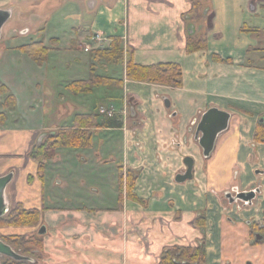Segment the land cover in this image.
I'll list each match as a JSON object with an SVG mask.
<instances>
[{
	"label": "crops",
	"instance_id": "1",
	"mask_svg": "<svg viewBox=\"0 0 264 264\" xmlns=\"http://www.w3.org/2000/svg\"><path fill=\"white\" fill-rule=\"evenodd\" d=\"M195 1L0 0V8L12 9L13 16L29 13L45 19L33 35L32 28H21L10 49L40 41L51 49L49 55L74 49L89 53L110 49L119 38L129 52L122 62L109 64L92 53L86 69L63 85H57L50 57L38 63L21 53L9 60L10 74L0 79L7 97L15 98L12 106L0 110L5 115L0 122V176L14 173L6 191L11 208L22 204L41 210L40 225L46 227L42 264H159L167 247H194L202 240L206 264H264V241H252L249 225L264 216V143L255 141L264 116V0H198L203 13L198 20L193 19ZM96 34L108 43L93 42ZM192 36L206 39L208 47L188 52ZM131 58L142 65L180 64L183 86L128 79L126 61ZM93 65L97 75L123 80L124 85L74 93L69 85L90 79ZM63 86L68 96L61 93L53 101L52 93ZM117 89L124 92L122 125L94 129L92 146L105 166L117 168L111 204L55 203L46 196L39 165L30 154L42 135L57 132L59 124L46 122L44 113L58 104L71 116L62 128L72 127L78 115L112 108ZM212 108L231 118L207 158L195 131ZM186 156L194 158V177L178 181L186 171ZM130 172L136 177L132 192L140 200L129 194ZM14 183L20 184L15 197L10 190ZM257 184L262 185L260 195L242 211L221 198L233 186L246 190Z\"/></svg>",
	"mask_w": 264,
	"mask_h": 264
},
{
	"label": "rangeland",
	"instance_id": "2",
	"mask_svg": "<svg viewBox=\"0 0 264 264\" xmlns=\"http://www.w3.org/2000/svg\"><path fill=\"white\" fill-rule=\"evenodd\" d=\"M47 6V5H46ZM48 11V7H46ZM47 12L45 11V14ZM45 19L33 17L29 13H16L4 26L3 28V36L4 38L0 42V79L8 76L10 74V61L15 57H21V53L31 58L27 53L21 50L20 48L10 49L8 46L12 43L14 35H18L19 30L24 26H28L32 28V34L37 33L38 28L44 26ZM113 42V41H112ZM111 42V45H112ZM92 44V42H90ZM102 43H108L105 41L103 37ZM94 46V45H93ZM10 47V46H9ZM122 47L124 49V45L122 42ZM86 48V47H85ZM90 50L89 53L84 50L80 51L78 49L70 50V51H54L49 55L48 59L50 60L51 65L56 67L55 74L58 83L63 85V82H66L70 78H73L78 71L83 72L86 69V65L88 62V58L91 57L92 53L95 51ZM91 53V54H90ZM129 52L126 53L124 49V58L127 57ZM94 55V54H93ZM130 58V57H129ZM128 58V59H129ZM33 60V58H31ZM124 60V59H123ZM129 60L126 61V64ZM105 65V64H104ZM79 67V70H78ZM122 70V67L118 69ZM79 73V72H78ZM71 80V79H70ZM60 81V82H59ZM1 84V82H0ZM2 86H0L1 88ZM2 89V88H1ZM116 92L115 90V99L112 102V106L116 109V114L114 117L122 118V114L119 111H123L124 101H123V91ZM7 90L3 89L0 92V110L6 109V97ZM64 93L68 96V92L65 89V86L58 87L55 89V92L52 93L53 101H57L60 99V94ZM12 106V102L8 103ZM104 104H111L108 101H105ZM98 105V103H97ZM52 107L44 113L46 116V122H50L53 124H59V126L55 127L56 131H60L64 124L70 123L71 116L66 115L61 112V108L58 107V104H52ZM98 113V109L96 110ZM104 115V114H102ZM111 116V117H113ZM110 117V116H108ZM62 124V125H61ZM9 126V125H8ZM71 126V125H70ZM73 126V125H72ZM69 127V126H67ZM93 131V130H92ZM94 140V131L93 138L90 141L89 145L85 144L81 147H72V146H62L59 148H53L49 151V158L45 161L44 169H39V180L43 182L44 186L46 184V196L51 197L60 205L70 207L76 205L82 206H108L111 204V195L113 186L117 185V177L115 176V169H117L114 165L113 167L105 166L101 160L94 155V151L92 149ZM39 143H35L32 147V150ZM97 144V142H96ZM86 149V150H83ZM31 150V152H32ZM86 153V157L85 154ZM31 154V153H30ZM61 155V157H60ZM94 155V156H93ZM32 157V155H31ZM82 157H85L86 160L83 161ZM33 158V157H32ZM59 158V159H57ZM33 160L38 163L36 159ZM39 165V163H38ZM120 175V173H119ZM21 177H19L20 179ZM33 178H30L32 181ZM60 180L62 183L57 184V181ZM20 183V180H18ZM18 183H14L10 190L13 192V196L17 195V190H19ZM17 188V189H16ZM15 189V190H14ZM96 189L97 191H94ZM15 204L12 208H14ZM22 205V204H21ZM24 207V206H23ZM29 209V208H27ZM41 212V210H40ZM40 220L38 224L32 226H5L0 227V238L6 241L7 236L17 235L21 237H29L31 235H40L39 229L42 227L40 225ZM18 228L19 230H13L9 228ZM43 237V235H41ZM253 238V237H252ZM7 242V241H6ZM23 245V244H22ZM20 245H14L15 250L21 251V253L27 254L34 258L38 264H42V250L37 247H32L30 250L26 251L24 247ZM7 256L2 258V262L5 261Z\"/></svg>",
	"mask_w": 264,
	"mask_h": 264
},
{
	"label": "trees",
	"instance_id": "3",
	"mask_svg": "<svg viewBox=\"0 0 264 264\" xmlns=\"http://www.w3.org/2000/svg\"><path fill=\"white\" fill-rule=\"evenodd\" d=\"M201 2L198 0L194 3L193 19L198 20L202 17ZM244 31L250 30L244 27ZM252 31V30H251ZM258 31V29H253ZM208 47L207 40L204 38L196 39L193 36L188 41V52H194ZM21 50L27 53L38 63H43L49 57L51 49L46 47L40 41L27 44L21 47ZM94 57L98 61L104 60L106 63L122 62L124 57V49L122 47V40L114 38L111 48L105 50H95ZM127 78L137 81H144L149 83L166 85L174 88L183 86V70L178 63H158L150 65H142L136 63L131 58L126 64ZM92 76L87 80H78L69 85V88L76 94L91 93L94 88L101 86L119 87L124 85L123 80L114 79L111 77L100 76L96 74L95 65L91 69ZM2 88V89H1ZM0 92L6 87L2 86ZM7 92L8 89L6 88ZM11 101L13 104L15 98L13 95L8 96L6 106ZM12 104V105H13ZM5 115L0 113V122L4 119ZM264 118V116H263ZM119 117H108L102 115L100 111L97 113L81 114L75 119V125L72 127H63L54 135H47L45 139L35 146L31 155L39 163V169H44L45 161L49 158V151L53 148L62 146L81 147L90 143L93 137V131L96 128L103 126H112L115 124L122 125ZM93 130V131H92ZM255 141L264 143V121H260L257 125L255 132ZM123 178V177H122ZM136 177L134 173L128 174L129 187L128 191L130 196L135 200H140L132 191L134 188ZM122 187V185H121ZM120 187V188H121ZM40 210L38 208H25L23 205L18 204L11 208L9 213L0 217V227L5 226H32L38 224L40 220ZM264 235V227L261 229ZM7 243L14 245H22L26 251L30 250L33 246L43 249V237L41 235H31L29 237H21L17 235L7 236ZM17 251H20L17 250ZM206 243L204 240L199 242L197 246H171L167 247L161 257L159 264H206ZM28 253V252H27ZM24 254L29 256L28 254ZM2 262V264H38L29 261H17L9 258Z\"/></svg>",
	"mask_w": 264,
	"mask_h": 264
},
{
	"label": "water",
	"instance_id": "4",
	"mask_svg": "<svg viewBox=\"0 0 264 264\" xmlns=\"http://www.w3.org/2000/svg\"><path fill=\"white\" fill-rule=\"evenodd\" d=\"M13 17V11L9 8H0V41L3 38V28L5 24ZM28 31H23L27 33ZM195 33V28L191 30L190 34ZM165 104L168 108L171 107V102L168 98H165ZM132 116H136L135 107L131 106ZM231 115L226 111L219 110L217 108H212L206 111L200 121L198 122V127L195 131V140L201 145L204 151V156L209 158L215 148V143L218 136L224 132L229 125ZM260 121H264L262 117ZM50 135L56 134V132L49 133ZM49 134L42 135L40 137L39 143H41L45 137ZM184 163L187 167L186 171L180 173L177 176L178 181H185L187 179H192L194 177V158L191 156L184 157ZM14 178V173L9 172L5 175L0 176V217L6 216L11 207L7 199V188ZM251 194V195H250ZM256 197L255 191L240 193L239 197L230 200L231 203H235L238 200L245 201L246 204H252L253 199ZM46 233V227L42 226L39 229V234L43 235ZM261 237H259L260 239ZM9 257L17 261H29L31 263H36V260L30 256L24 255L21 251H17L13 246L3 239L0 238V264H2L3 257ZM247 264H252L248 262Z\"/></svg>",
	"mask_w": 264,
	"mask_h": 264
},
{
	"label": "flooded vegetation",
	"instance_id": "5",
	"mask_svg": "<svg viewBox=\"0 0 264 264\" xmlns=\"http://www.w3.org/2000/svg\"><path fill=\"white\" fill-rule=\"evenodd\" d=\"M197 127H198V125H197ZM186 169H187V167H186ZM252 191H255V193H256V197L253 199V202H252V204H253L255 202V200L257 199V197L260 195L261 191H262V185L261 184H257L253 188H249V189H246V190L240 189L237 185L233 186L229 190H227L224 193H222L221 198L224 201L229 203L230 200L238 198L240 193H247V192H252ZM235 203H237L239 205V211H242L244 208H247V207L252 205V204H246V202L242 201V200H238ZM249 225L252 228V232H251V236L253 237L252 241L254 243L263 242L264 241V235H263L261 229L264 227V216H263V220L260 221V222L249 221ZM259 237H261V238L259 239Z\"/></svg>",
	"mask_w": 264,
	"mask_h": 264
},
{
	"label": "built area",
	"instance_id": "6",
	"mask_svg": "<svg viewBox=\"0 0 264 264\" xmlns=\"http://www.w3.org/2000/svg\"><path fill=\"white\" fill-rule=\"evenodd\" d=\"M102 39H103V35H101V34H96V35L91 36V40L93 42H102ZM86 50L87 51L90 50V46H87ZM100 112L102 114H105V115L110 116V117L117 113L116 110L113 107L109 108V109H107L105 107H102L100 109Z\"/></svg>",
	"mask_w": 264,
	"mask_h": 264
}]
</instances>
